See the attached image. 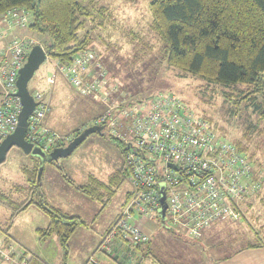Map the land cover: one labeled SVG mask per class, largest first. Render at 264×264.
I'll return each mask as SVG.
<instances>
[{
    "label": "rangeland",
    "instance_id": "rangeland-1",
    "mask_svg": "<svg viewBox=\"0 0 264 264\" xmlns=\"http://www.w3.org/2000/svg\"><path fill=\"white\" fill-rule=\"evenodd\" d=\"M150 2L95 0V6L107 8L109 16L87 20L80 34L91 33L89 49L108 69L109 84L116 86L118 96L131 99H143L160 92L176 95L194 115L207 118L221 136L245 143L255 172L262 177L259 195L245 209L244 217L219 220L199 239L160 230L152 242L143 246L141 260H134L132 264H216L221 256L250 241H257L264 234L261 229L264 226V119L244 104L234 107L232 102L225 100L220 86L209 85L196 75L183 76L163 59V42L150 27L153 20ZM0 21L6 24L2 18ZM101 21L105 22L102 24ZM29 23L26 25L29 36L16 37H28L41 44ZM6 27L17 29L18 25L9 28L6 24ZM131 31L138 33L144 42L133 39ZM14 38L3 41L6 44ZM51 76L54 82L50 84L48 77ZM29 88L43 93L50 106L47 119L58 131L50 128L63 137L66 145L78 129L82 131L84 125L91 124L102 110L95 97L78 93L59 71L57 61L49 57L35 72ZM36 165V158L19 147H12L6 160L0 163V197L13 201L26 198L18 187L27 184V171ZM58 166L63 167L76 185L85 184L89 174L94 173L107 183L111 193H105L102 200L92 199L69 184ZM122 167L123 158L116 140L102 132L88 134L72 153L54 163L47 162L40 177L42 189L54 206L79 215L85 221V225L70 238L67 247L61 245L56 235L47 240L39 238L36 229L47 227L50 217L35 204L22 211L9 227L12 209L0 203V234L17 238L49 264H83L92 255L106 264H117L99 253L98 247L120 213L127 192L133 189L127 173L121 171ZM119 171V183L111 182L110 177Z\"/></svg>",
    "mask_w": 264,
    "mask_h": 264
},
{
    "label": "built area",
    "instance_id": "built-area-1",
    "mask_svg": "<svg viewBox=\"0 0 264 264\" xmlns=\"http://www.w3.org/2000/svg\"><path fill=\"white\" fill-rule=\"evenodd\" d=\"M30 16L24 7L0 14L9 28L26 26ZM4 36L0 33V38ZM34 44L28 37L0 43V143L18 125L22 102L17 78ZM57 65L78 93L103 103L104 110L91 125L101 126L103 135L114 137L125 149L133 189L103 237L99 253L113 261L131 262L134 246L152 235L141 223L199 239L215 222L245 215V206L260 189L262 175L255 172L248 153L221 136L207 118L194 115L172 93L136 101L118 96L116 86L109 84L108 69L91 49L69 61H57ZM48 81L53 83L54 77ZM33 95L36 107L29 118L27 139L51 151L63 137L42 125L49 104L41 91ZM163 196L165 226L160 211ZM0 258L8 264H24L14 242L0 246ZM84 264L106 263L92 255Z\"/></svg>",
    "mask_w": 264,
    "mask_h": 264
},
{
    "label": "trees",
    "instance_id": "trees-1",
    "mask_svg": "<svg viewBox=\"0 0 264 264\" xmlns=\"http://www.w3.org/2000/svg\"><path fill=\"white\" fill-rule=\"evenodd\" d=\"M19 7L30 11L29 27L40 37L48 57L60 62L69 61L78 52L90 48L91 33L80 34L87 20L109 16L107 8L95 6V0H0V14ZM150 9L153 16L150 27L159 34L163 42V59L171 67L180 70L183 76L196 75L209 85L220 86L226 101L232 102L236 108L244 104L264 119V0H151ZM131 34L133 39L144 42L138 33ZM136 100L142 99H132ZM80 132L81 129H78L75 135ZM104 136L117 141L123 158L121 171L128 176L123 145L110 135ZM235 143L247 153L245 143ZM60 145L65 146L66 142L62 141ZM36 160L35 168L27 171V184L18 187L23 195H27L26 198L13 201L0 197V203L12 209L9 227L22 211L32 204L37 205L50 217L47 227L36 229L39 238L47 240L56 235L66 248L70 238L80 226L85 225V221L49 201L42 189L41 179H38L39 161ZM58 168L69 184L92 199L102 200L105 193H111L107 183L94 174L89 175L85 184L76 185L62 166ZM120 174V171L114 173L110 181L119 183ZM130 194L129 191L127 200ZM261 229L264 232V226ZM179 235L187 237L183 233ZM5 237L11 239L10 235ZM8 241L19 247L24 264H49L22 244ZM263 242L264 234L251 246ZM115 261L117 264L129 263L122 258Z\"/></svg>",
    "mask_w": 264,
    "mask_h": 264
},
{
    "label": "water",
    "instance_id": "water-1",
    "mask_svg": "<svg viewBox=\"0 0 264 264\" xmlns=\"http://www.w3.org/2000/svg\"><path fill=\"white\" fill-rule=\"evenodd\" d=\"M48 54L44 46L40 43H35L27 56V60L20 68L17 78V95L22 102V109L19 113V122L15 130L8 134L0 143V163L6 160V156L10 149L14 146L21 148L25 153L36 157L39 161L38 179H40L45 164L47 162L58 161L61 157L67 156L86 138L90 133L101 132L102 127L91 125L84 128L65 146L54 147L51 151L44 150L41 146L34 144L27 139V131L29 127V118L35 110L36 100L29 88V83L34 77L35 72L46 61ZM162 225L165 226V209L166 203L164 196L162 199Z\"/></svg>",
    "mask_w": 264,
    "mask_h": 264
},
{
    "label": "crops",
    "instance_id": "crops-1",
    "mask_svg": "<svg viewBox=\"0 0 264 264\" xmlns=\"http://www.w3.org/2000/svg\"><path fill=\"white\" fill-rule=\"evenodd\" d=\"M133 2H136V0H132ZM26 26H18L17 29L16 27L12 28V29H7L6 27V24H4L3 22L0 21V30L2 31V33L5 35L3 38H0V43L4 42L3 39L5 40V38L8 39H11V38H14L16 36H29L27 34V31H26ZM0 31V32H1ZM6 41V40H5ZM97 103L98 105L100 106V109L102 108V110L98 113V115L104 110V105L103 103H101L99 100H97ZM50 107V106H49ZM50 111V110H49ZM94 119V118H93ZM52 122L48 121L47 119V115L46 117L44 118L43 122H42V125L44 127H48V128H53L55 130H57L55 128V124H53ZM87 126H91V124L89 125H84L82 128H87ZM58 131V130H57ZM59 161V160H58ZM58 163V162H57ZM90 174H94V173H90ZM89 174V175H90ZM95 175V174H94ZM96 176V175H95ZM89 177V176H88ZM46 191V190H45ZM47 192V191H46ZM129 192V191H128ZM127 192V193H128ZM259 192V191H258ZM256 193L250 200L249 202V205L250 203H254L253 201L256 200L257 196L259 195V193ZM47 194V193H46ZM127 201V196H126V199L122 205V208L125 204V202ZM248 206H245V209L247 210V208L249 207ZM57 207V206H56ZM60 208V207H59ZM62 209V208H61ZM63 210V209H62ZM122 211V209H121ZM121 211L120 213L118 214V216L116 217V219L114 220V222L117 220V218L120 216L121 214ZM113 222V223H114ZM112 223V224H113ZM112 224L109 226V229L110 227L112 226ZM141 227L146 230V231H149L151 232V238L148 242L146 243H142L141 245H138L136 246L132 251L133 253V259L131 262H129V264H132L134 260H137L139 261V259L141 260V258L143 257V253H142V248L144 245L150 243L153 241V239L157 236V234L159 233V231L161 229H152L150 228L149 225L147 224H144V223H141ZM109 229L107 230V232L109 231ZM106 232V233H107ZM207 232H209V229H206L203 233L202 236H204ZM163 235V234H162ZM105 236V235H104ZM161 236V234H160ZM263 238V237H262ZM8 240H11V241H16L18 244H22L20 241H18L17 238L15 237H11V239H8ZM7 238L5 236H2L0 234V246H4V247H7V244H8V241ZM251 241L249 243H247V245L245 246H242V247H239V248H236L235 250L221 256L217 263L216 264H264V242L263 244L261 245H256V246H251ZM255 243V242H254ZM23 245V244H22ZM19 248V247H18ZM150 248V247H149ZM150 252V250H149ZM87 260V259H86ZM86 260L84 261V263L86 262ZM130 261V260H129ZM83 263V264H84ZM0 264H8L6 261H4L2 258H0Z\"/></svg>",
    "mask_w": 264,
    "mask_h": 264
}]
</instances>
